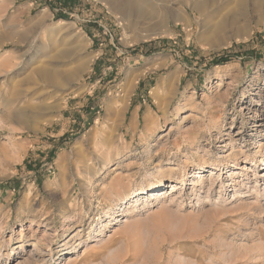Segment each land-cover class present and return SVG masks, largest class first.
I'll use <instances>...</instances> for the list:
<instances>
[{
	"label": "rangeland",
	"instance_id": "obj_1",
	"mask_svg": "<svg viewBox=\"0 0 264 264\" xmlns=\"http://www.w3.org/2000/svg\"><path fill=\"white\" fill-rule=\"evenodd\" d=\"M104 1L0 0V264H264L263 8L128 42Z\"/></svg>",
	"mask_w": 264,
	"mask_h": 264
},
{
	"label": "bare ground",
	"instance_id": "obj_2",
	"mask_svg": "<svg viewBox=\"0 0 264 264\" xmlns=\"http://www.w3.org/2000/svg\"><path fill=\"white\" fill-rule=\"evenodd\" d=\"M116 10V13L120 12V16L126 21V27L130 29L132 34L128 39V42H134L139 40H145L156 36L165 34H172V29L169 27V20H187L186 16L181 13H176L175 2L176 0H105ZM104 1V2H105ZM182 3H188L192 10L197 12L208 11L209 13L215 10L221 11L230 2H220L218 0H179ZM237 7L230 9V11L222 15H218V20L210 26L212 37L220 36L223 31L228 28H232L233 32L237 36H244L248 33V20L246 19V7L245 0H237ZM254 8H263L264 16V0H251ZM220 4V5H219ZM109 5V7H110ZM111 7V10H112ZM114 10V11H115ZM186 9H184L185 11ZM161 12L163 14H161ZM240 17H242L240 19ZM243 20V21H242ZM78 35V34H77ZM79 36V35H78ZM211 37V38H212ZM223 37V36H221ZM84 39H77L76 42L82 43ZM127 42V41H126ZM127 42V43H128ZM58 64L52 63L49 67H40L37 70L39 78L46 83L45 87H53L57 92L61 86L69 83L76 72L66 71L62 72L58 70ZM13 102V101H12ZM9 103V102H8ZM15 103V102H14ZM20 112V111H19ZM20 117L23 115L19 113ZM34 116H26V122L31 124ZM237 159V158H236ZM237 163V162H236ZM213 168H221L219 164L214 165ZM210 167L205 163H201L198 168L202 169V172L206 171V168ZM223 167V166H222ZM212 168V167H211ZM203 175H200V177ZM198 177V175H197ZM165 185L164 178H159L157 181L152 182L147 192L154 189H162ZM145 187H139L132 192L131 198H135L145 192ZM138 201V199L136 200Z\"/></svg>",
	"mask_w": 264,
	"mask_h": 264
},
{
	"label": "trees",
	"instance_id": "obj_3",
	"mask_svg": "<svg viewBox=\"0 0 264 264\" xmlns=\"http://www.w3.org/2000/svg\"><path fill=\"white\" fill-rule=\"evenodd\" d=\"M215 61H216V64H219V63H221L222 59L219 58V59H216Z\"/></svg>",
	"mask_w": 264,
	"mask_h": 264
}]
</instances>
